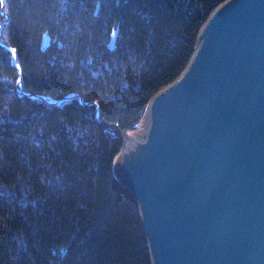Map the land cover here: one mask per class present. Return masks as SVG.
Returning <instances> with one entry per match:
<instances>
[{
	"label": "trees",
	"instance_id": "trees-1",
	"mask_svg": "<svg viewBox=\"0 0 264 264\" xmlns=\"http://www.w3.org/2000/svg\"><path fill=\"white\" fill-rule=\"evenodd\" d=\"M223 1L0 0V264H152L100 122L138 129Z\"/></svg>",
	"mask_w": 264,
	"mask_h": 264
},
{
	"label": "water",
	"instance_id": "water-1",
	"mask_svg": "<svg viewBox=\"0 0 264 264\" xmlns=\"http://www.w3.org/2000/svg\"><path fill=\"white\" fill-rule=\"evenodd\" d=\"M144 118L138 137L100 123L134 139L115 170L152 264H264V0L218 5Z\"/></svg>",
	"mask_w": 264,
	"mask_h": 264
},
{
	"label": "rangeland",
	"instance_id": "rangeland-1",
	"mask_svg": "<svg viewBox=\"0 0 264 264\" xmlns=\"http://www.w3.org/2000/svg\"><path fill=\"white\" fill-rule=\"evenodd\" d=\"M145 125H146V123H145V118L142 120V122H141V125L139 126V128L138 129H136L134 132H132L131 134L133 135V137H138V135H141V134H144V128H145ZM109 128H110V130H112V131H114L115 130V127L114 128H111V126H109ZM106 129V128H105ZM107 130V129H106ZM109 131V130H108ZM114 133V132H113ZM123 139V138H122ZM125 139V138H124ZM133 139V138H132ZM134 140V139H133ZM124 141L125 140H123V144H124ZM131 149V148H130ZM130 149H126V151L127 152H129L130 151ZM125 151V152H126Z\"/></svg>",
	"mask_w": 264,
	"mask_h": 264
},
{
	"label": "bare ground",
	"instance_id": "bare-ground-1",
	"mask_svg": "<svg viewBox=\"0 0 264 264\" xmlns=\"http://www.w3.org/2000/svg\"><path fill=\"white\" fill-rule=\"evenodd\" d=\"M107 127H109V125H107ZM124 138H125V151H126V149H130L131 148L130 144H134V140L132 139V137H129L126 134H124Z\"/></svg>",
	"mask_w": 264,
	"mask_h": 264
},
{
	"label": "snow or ice",
	"instance_id": "snow-or-ice-1",
	"mask_svg": "<svg viewBox=\"0 0 264 264\" xmlns=\"http://www.w3.org/2000/svg\"><path fill=\"white\" fill-rule=\"evenodd\" d=\"M15 50L13 49V52H14Z\"/></svg>",
	"mask_w": 264,
	"mask_h": 264
}]
</instances>
